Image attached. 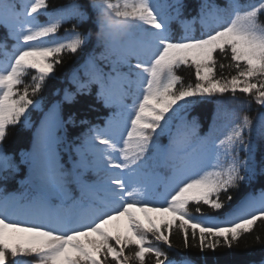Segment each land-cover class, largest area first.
I'll list each match as a JSON object with an SVG mask.
<instances>
[{
    "label": "snow or ice",
    "instance_id": "snow-or-ice-1",
    "mask_svg": "<svg viewBox=\"0 0 264 264\" xmlns=\"http://www.w3.org/2000/svg\"><path fill=\"white\" fill-rule=\"evenodd\" d=\"M186 7L0 0V264H193L165 250L174 232L206 253L264 223V113L246 111L264 108V0ZM89 45L47 105L64 56ZM93 91L110 109L102 123L65 118ZM212 102L202 129L192 113ZM77 123L87 129L70 138ZM16 127L34 130L19 159L5 146Z\"/></svg>",
    "mask_w": 264,
    "mask_h": 264
},
{
    "label": "trees",
    "instance_id": "trees-1",
    "mask_svg": "<svg viewBox=\"0 0 264 264\" xmlns=\"http://www.w3.org/2000/svg\"><path fill=\"white\" fill-rule=\"evenodd\" d=\"M51 4L56 6L65 5L70 2V0H50ZM218 3L223 4L225 0H217ZM187 5L185 9L186 16H192L196 14L197 6L199 0H185ZM71 23H66L62 26L60 34L63 35L65 29L71 28ZM89 24H85L84 28H89ZM175 31H179V25L174 26ZM3 32L0 31V36ZM92 45H89L83 50L80 56L65 55L64 63L62 67L58 70L59 74L56 79L49 80L41 95L44 97L45 103L50 106L51 102L59 99L60 96L57 95V91H60L62 95V90L69 87L68 76L74 68L79 67L86 58L87 52L90 50ZM183 74L187 78H191V70H184ZM215 111V103H209L204 107L200 108L198 111L192 113V115H198L200 117L201 127L205 128L206 125L211 123V116ZM246 111L251 115L255 121V118L260 114L264 113V108H260L258 105H251ZM110 112V109H106L101 103L97 102L95 99V91L92 95L78 97L77 102L72 105H66L64 109V116L67 118L68 115L75 113L77 117V122L82 118H87L92 123H102L104 117ZM38 115V114H37ZM86 125H80L77 123L75 127H69V132L71 134L70 138H75L82 132L86 131ZM34 130L22 129L19 127L10 128L9 135L5 142V146L9 153L15 154L17 159H19V153L22 150H27L31 145V138ZM64 159H67V153H62ZM26 174V169L21 166L20 172L11 180L7 182V189L9 191H14L19 189V181L24 178ZM254 187L259 191L264 187V178L258 177L254 182ZM259 237V239H257ZM172 243L175 245L172 249L165 250L169 251V256L175 261H182L184 259H190L193 264H264V223L258 222L257 226L251 234L244 235L239 244L231 249L224 248L218 249L215 252L201 253L197 248L185 249L183 247V239L179 232H174L172 237ZM151 257H146L147 264H151Z\"/></svg>",
    "mask_w": 264,
    "mask_h": 264
},
{
    "label": "rangeland",
    "instance_id": "rangeland-1",
    "mask_svg": "<svg viewBox=\"0 0 264 264\" xmlns=\"http://www.w3.org/2000/svg\"><path fill=\"white\" fill-rule=\"evenodd\" d=\"M243 155V154H242Z\"/></svg>",
    "mask_w": 264,
    "mask_h": 264
}]
</instances>
